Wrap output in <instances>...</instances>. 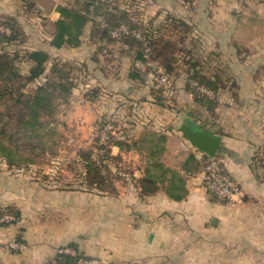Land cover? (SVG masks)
I'll return each instance as SVG.
<instances>
[{
  "label": "crops",
  "instance_id": "obj_1",
  "mask_svg": "<svg viewBox=\"0 0 264 264\" xmlns=\"http://www.w3.org/2000/svg\"><path fill=\"white\" fill-rule=\"evenodd\" d=\"M73 2L0 0V21L14 20L25 42L34 41L35 48L52 58L81 63L85 79L73 90L95 91L96 98L73 99L77 108L85 105L75 122L90 135L102 108L104 124L112 128L119 122L123 127L111 134L118 140L132 138L138 148L109 147L116 160L108 164L110 175L102 191L87 189L72 174L74 163L71 178L49 183L47 172L41 179L33 178L29 164L15 168L0 160V210L8 207L19 215L0 225V264H65L63 257H69L57 255L64 247L107 264H264V157L257 158L264 144V0H151L144 5L145 13L155 19L165 13L186 23L209 21L215 27L208 36L214 38L229 79L217 90V128L210 131L185 121L220 136L217 159L242 191L234 202L219 201L202 187L198 175L205 155L174 130L177 115L154 102L148 81L143 82L145 90L138 91L120 63L104 65L101 55L93 59L90 24L78 47H50L52 26L60 18L58 7ZM32 32L39 35L31 39ZM120 95L127 96L128 108L114 105ZM125 109L128 114L119 115ZM142 120L145 123L139 125ZM159 129L165 142L158 160L181 178L186 192L181 200L166 193L169 173L155 181L152 193L140 187L146 171L154 169L138 140L146 132L160 134ZM189 157L193 161L187 163ZM12 240L23 248L9 249Z\"/></svg>",
  "mask_w": 264,
  "mask_h": 264
},
{
  "label": "trees",
  "instance_id": "obj_2",
  "mask_svg": "<svg viewBox=\"0 0 264 264\" xmlns=\"http://www.w3.org/2000/svg\"><path fill=\"white\" fill-rule=\"evenodd\" d=\"M23 1L30 2L35 0ZM58 13L60 18L53 24L50 33V47L54 49L78 47L81 44V37L85 27L90 24L89 39L91 44L96 45L93 59L98 61L96 56L103 53L105 49H108L107 55H113V49L116 45H120L121 47H118L117 51L119 54L132 55L131 69L133 71L128 73V78L133 81H137L140 78L137 62L146 63L145 55L148 52L151 61L163 65L167 73H171L173 70L171 67L172 61H168L171 59L166 60V56H163V51L158 49V44L171 43L165 37L169 33L172 35L177 28H183V32L189 30L186 22L168 14L167 21L169 23L166 21L164 27L154 26L155 18L151 19L146 26L143 22L134 21L129 8H120L109 0H75L72 5L58 7ZM0 25L10 29L9 34L0 31V160L9 167L19 168L32 163L27 164V161L17 163L12 158L14 152L11 147L3 144V137L6 138L5 140H7L8 144H16L15 147L18 149V142L21 140L18 135L21 133L23 134L22 137L28 141H32L35 138L37 143L32 142L31 148L34 151L39 149L42 137L36 131H41L44 127L40 122V118L49 114L53 100L62 98L66 101L76 85L72 84L69 74L63 72L62 65L59 64L58 60L54 61V58L45 50L38 48L27 50L24 47L21 50L18 49L19 45H24L26 38L14 20L5 19L0 22ZM122 27L126 29V32L121 30ZM113 32H117L118 35L116 37L112 36ZM137 34H140V37ZM5 46L16 47V50L9 52ZM20 52L24 53L21 57L30 65L25 76L15 67V60H19ZM51 61H53L52 64L50 63ZM47 65L50 67L49 70ZM47 70L48 75L46 74ZM191 70L190 77L197 86L212 89L217 93L218 88L222 85L219 76H217L214 84L206 77L200 76L195 68ZM41 77H43V82L35 87L33 93L24 92L26 83L37 81ZM197 86L190 89L194 94L195 102L207 111H212L217 102H213L205 94L201 93ZM154 91L155 88L151 90L154 102L160 107H165L159 97L154 95ZM86 95L92 99L96 98L95 91H91ZM12 123L16 127L13 132L9 133L7 129H10L9 127L12 126ZM112 125L115 126L116 122H113ZM104 127V124L100 125L101 129H104ZM138 142L140 148L146 150L147 156L151 160L150 166L154 169V172L150 169L147 170L145 177L141 180L140 187L142 192H154L157 189L155 181L157 179L162 181L165 175L169 173L170 183L166 193L175 200H181L186 194L182 187L181 178L177 173L165 169L158 160L164 151L165 136L161 133L146 132ZM136 144V141L132 138L126 137L118 140L115 135L111 134V131H106V140L99 148H89L87 152L78 153V161L82 163L84 168L80 175L83 180L82 184H85V187L90 190H103L105 180L110 175L108 164L111 160H116L110 156L109 147L115 145L119 149L138 148ZM208 160L209 158L205 156L202 168ZM192 161L193 158L189 157L187 163ZM213 197L217 199L215 196ZM4 215L13 216L15 220L19 216L16 211L8 207L0 210V218ZM78 256L83 257L79 254ZM63 258L65 264H70L71 261L74 264L71 258Z\"/></svg>",
  "mask_w": 264,
  "mask_h": 264
},
{
  "label": "rangeland",
  "instance_id": "obj_3",
  "mask_svg": "<svg viewBox=\"0 0 264 264\" xmlns=\"http://www.w3.org/2000/svg\"><path fill=\"white\" fill-rule=\"evenodd\" d=\"M109 1L112 4H116L120 8H129V10H131L134 21L136 20L143 22L144 24H146V26L151 19L155 18L151 15L146 14L144 11V5L151 2V0ZM212 12V14L215 13L214 11ZM166 21L167 14L161 13L159 17L155 19L153 25L156 27H164L166 25ZM189 22L190 23H187L189 26V30L187 32H183V28H177L176 31H173L172 35L169 33V35L165 37L166 40L171 41V43L165 44L159 42L161 44H158V49L163 51V56H166V60L171 59L168 61H172V72L167 73L163 65L151 61L148 52V54L146 53L145 55L147 59L146 63L141 64L137 62V67L139 68L140 72V78L139 80L134 82L136 83L137 88L139 87L138 91H143L145 90V84H143V82L147 80L149 83L148 87L150 89L149 93L151 94V90L155 88L154 95L159 97V99L164 103L165 106L174 110L175 114L177 115L176 122L174 124V130L176 132H179L178 126L186 119H188V121H194L197 125H200L206 130L216 131L217 103L213 107L212 111H207L205 108L200 107L199 104L195 102L194 94L190 89L192 87H196L197 85L190 77L192 71L191 69L195 68L200 76L206 77L214 84L216 82L217 76L220 77L221 82L224 81L228 83L229 79L227 78L225 65L216 52V44L213 41L214 38L212 37V35L208 36V33H214L215 27L211 26L209 21L205 24H203V21H201V23L197 21L196 24H194V20ZM167 23H169V21H167ZM36 34L39 35V33L32 32L30 34L31 39H33ZM139 35L137 34V36ZM5 47L9 52H13V50H16V47ZM22 47L27 48V50L34 49V41L25 42L24 45H19L18 49L21 50ZM118 47L121 46L116 45V47L113 49V55H107L108 49H105L103 53L99 54L102 57L104 65H109L112 61H114L120 63V65H122L123 68L127 70L126 73L132 72V55L119 54V52H117ZM109 48L111 47L109 46ZM23 54V52H20L19 60H15V67L23 76H25L30 65L21 57ZM55 60L56 59H54V61ZM52 62L53 61H51L50 63L52 64ZM58 62L60 65H62L61 68L63 72L69 74V79L71 80L72 84L79 85L84 81L85 76L82 74L83 69L81 67V63L60 60H58ZM193 65L195 66L193 67ZM47 68L49 70V65H47ZM48 70L46 72L47 75L49 74ZM223 70H225V73H223ZM165 74L169 76L170 82L168 85H162L159 82L161 76ZM42 82L43 77L39 78L37 81L26 83L24 92L30 94L33 93L35 87ZM228 85L229 84H227L226 87ZM197 89L200 92L203 91L201 93L205 94L213 102H217V93L212 89H206L199 86H197ZM86 94L88 93L80 90H72V93L69 95L66 101L62 98L53 100L49 114L46 116L43 115L42 118H40V122L44 126L43 129H41V131H36L39 132V136L42 137L39 149H36L34 151L31 148L32 142L37 143V140L35 138L32 141H28L26 138L22 137L23 134L21 133L20 135H18L21 138L20 142H18V149H16L15 147L16 144H8L7 140H5L6 138L3 137V144L6 146L9 145L11 147V150L14 152L12 158L17 161V163H23L26 161L27 164L32 163L29 165L33 178L41 179L46 172L49 183L55 180H59V178H71L73 173L74 175L76 173V175L81 178L80 175L81 172L84 171V168L80 161H76L78 159L76 157L78 153L87 152L89 148H99V146L104 144L106 140V131H114L116 134L123 131V127L119 122H116L115 126L111 124L112 128H110L109 125L104 124L102 121L106 120V118L104 117L103 111L100 110L102 108L99 107V111L97 112V118H99V120L97 121V123H95L92 132H90V135L86 131L85 127H82L80 123H76L74 120L75 116L77 115V113L83 112V107H85V105L79 109L74 104L73 99L76 97L84 101ZM125 96L126 95H120V97L122 98L116 97L121 101H118L117 99L115 101L114 99V105L116 106L117 104L123 103L124 105H126L125 108H128V99L126 98L127 96ZM152 96L153 95H151V97ZM86 111L87 110L85 108V112ZM130 113H132V115L136 114L132 111H130ZM127 114L128 113L126 112V109L125 111L123 110L119 113V115L121 116H126ZM138 114L139 113H137L136 116ZM119 120L123 121L121 118ZM132 120L136 121L137 119L134 118ZM144 123V120H142L141 123L138 122L139 125H142ZM101 124L107 126L104 127V129H101ZM15 127L16 125L12 123V126L9 127L10 129H7V132H13ZM118 127L121 128L118 129ZM160 129L159 132L162 133ZM258 153L259 156H257V158H261L262 160L264 157V144L259 147ZM73 163L74 167L76 168V172H73L74 170L71 169L73 167ZM71 170L72 174L70 172ZM103 189H105V187Z\"/></svg>",
  "mask_w": 264,
  "mask_h": 264
},
{
  "label": "built area",
  "instance_id": "obj_4",
  "mask_svg": "<svg viewBox=\"0 0 264 264\" xmlns=\"http://www.w3.org/2000/svg\"><path fill=\"white\" fill-rule=\"evenodd\" d=\"M121 30L123 32H126V29L124 27H122ZM0 31L5 32L6 30L0 27ZM117 35V32L112 33V36L114 37H116ZM159 82L162 85H168L170 82L169 76L167 74L161 76ZM198 176L202 187L219 200L234 202L242 196L241 189L225 172L221 161L215 157L209 158L208 162L203 166ZM14 220L15 218L13 216L4 215L0 218V224L10 223ZM7 247L13 251H20L23 248V245L17 241L12 240L7 243ZM57 255L68 256L73 260L74 264H107L105 261L98 258L79 257L77 252L70 247L59 248L57 250Z\"/></svg>",
  "mask_w": 264,
  "mask_h": 264
},
{
  "label": "water",
  "instance_id": "obj_5",
  "mask_svg": "<svg viewBox=\"0 0 264 264\" xmlns=\"http://www.w3.org/2000/svg\"><path fill=\"white\" fill-rule=\"evenodd\" d=\"M178 130L191 146L200 153L208 158L216 156L221 144L220 136L204 131L186 121L178 126Z\"/></svg>",
  "mask_w": 264,
  "mask_h": 264
}]
</instances>
